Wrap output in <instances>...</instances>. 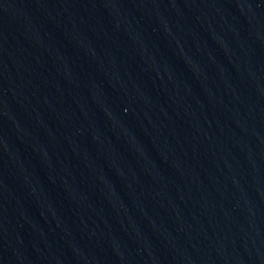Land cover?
Instances as JSON below:
<instances>
[{"label":"water","instance_id":"obj_1","mask_svg":"<svg viewBox=\"0 0 264 264\" xmlns=\"http://www.w3.org/2000/svg\"><path fill=\"white\" fill-rule=\"evenodd\" d=\"M0 264H264V0H0Z\"/></svg>","mask_w":264,"mask_h":264}]
</instances>
